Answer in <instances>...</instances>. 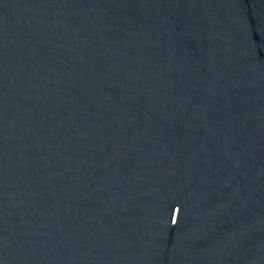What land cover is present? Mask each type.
<instances>
[{"label":"water","instance_id":"water-1","mask_svg":"<svg viewBox=\"0 0 264 264\" xmlns=\"http://www.w3.org/2000/svg\"><path fill=\"white\" fill-rule=\"evenodd\" d=\"M0 264H264V0H0Z\"/></svg>","mask_w":264,"mask_h":264}]
</instances>
